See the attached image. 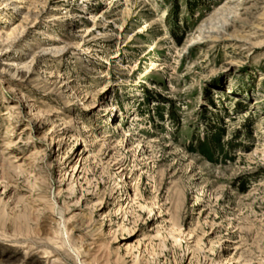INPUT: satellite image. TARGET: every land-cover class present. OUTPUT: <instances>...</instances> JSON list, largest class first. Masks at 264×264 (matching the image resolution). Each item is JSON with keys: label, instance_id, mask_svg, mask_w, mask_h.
I'll list each match as a JSON object with an SVG mask.
<instances>
[{"label": "rangeland", "instance_id": "rangeland-1", "mask_svg": "<svg viewBox=\"0 0 264 264\" xmlns=\"http://www.w3.org/2000/svg\"><path fill=\"white\" fill-rule=\"evenodd\" d=\"M0 264H264V0H0Z\"/></svg>", "mask_w": 264, "mask_h": 264}, {"label": "trees", "instance_id": "trees-1", "mask_svg": "<svg viewBox=\"0 0 264 264\" xmlns=\"http://www.w3.org/2000/svg\"><path fill=\"white\" fill-rule=\"evenodd\" d=\"M158 115H159L160 117H162V112L160 111V112L158 113ZM220 132H221V131H219V130L216 131L215 134H214V137H213L215 143H216L218 146H220V139H219ZM207 144H208V141H207L206 139H202V141H199V142H198V147H196V148H197V150H199L201 153L205 154L207 157H210L209 150L211 149V147L207 146Z\"/></svg>", "mask_w": 264, "mask_h": 264}, {"label": "bare ground", "instance_id": "bare-ground-1", "mask_svg": "<svg viewBox=\"0 0 264 264\" xmlns=\"http://www.w3.org/2000/svg\"><path fill=\"white\" fill-rule=\"evenodd\" d=\"M48 137V136H47ZM47 139V138H46Z\"/></svg>", "mask_w": 264, "mask_h": 264}]
</instances>
